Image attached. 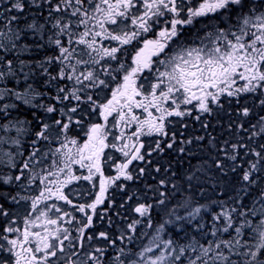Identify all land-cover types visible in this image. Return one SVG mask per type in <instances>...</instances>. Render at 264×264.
I'll return each mask as SVG.
<instances>
[{
  "label": "snow or ice",
  "instance_id": "obj_1",
  "mask_svg": "<svg viewBox=\"0 0 264 264\" xmlns=\"http://www.w3.org/2000/svg\"><path fill=\"white\" fill-rule=\"evenodd\" d=\"M0 264H264V0H0Z\"/></svg>",
  "mask_w": 264,
  "mask_h": 264
}]
</instances>
